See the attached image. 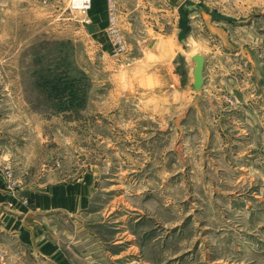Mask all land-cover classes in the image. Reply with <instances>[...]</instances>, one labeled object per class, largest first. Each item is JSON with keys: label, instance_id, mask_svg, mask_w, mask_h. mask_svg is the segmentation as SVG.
<instances>
[{"label": "rangeland", "instance_id": "obj_1", "mask_svg": "<svg viewBox=\"0 0 264 264\" xmlns=\"http://www.w3.org/2000/svg\"><path fill=\"white\" fill-rule=\"evenodd\" d=\"M0 174L92 187L0 264H264V0H0Z\"/></svg>", "mask_w": 264, "mask_h": 264}, {"label": "crops", "instance_id": "obj_2", "mask_svg": "<svg viewBox=\"0 0 264 264\" xmlns=\"http://www.w3.org/2000/svg\"><path fill=\"white\" fill-rule=\"evenodd\" d=\"M197 10V9H196ZM218 33V32H217ZM219 34V33H218ZM202 55V54H201ZM204 56V55H203ZM193 60V58H192ZM207 57H205L206 67ZM196 66V64H195ZM204 67V70H205ZM205 78V77H204ZM194 79V76H193ZM194 85V84H193ZM90 179L84 177L74 183L60 182L56 184H47L34 188H17L10 190L6 179L0 174V236L6 238L9 234L6 232L11 229V226H16L17 236L21 239L20 242L35 243L41 242L40 247L45 252L53 251L54 244L48 243L45 245L42 236L37 233L35 223L38 213L46 212H63L71 213L85 209L91 197L89 194L92 187L87 181ZM27 200L31 205L26 206L20 204V200ZM5 208L13 209L16 212L23 214L22 221L16 219H7ZM8 215V214H7ZM10 221V222H7ZM21 222L18 223V222ZM32 222V223H31ZM36 231V233H35ZM10 236V235H9ZM14 239L17 237L14 235ZM38 240V241H37ZM43 242V243H42ZM59 247L57 244L56 247Z\"/></svg>", "mask_w": 264, "mask_h": 264}, {"label": "water", "instance_id": "obj_3", "mask_svg": "<svg viewBox=\"0 0 264 264\" xmlns=\"http://www.w3.org/2000/svg\"><path fill=\"white\" fill-rule=\"evenodd\" d=\"M190 11H195L197 8L195 6H186ZM193 61L196 66L194 68V89L197 93L202 90L204 85V67H205V58L202 55H196L193 57Z\"/></svg>", "mask_w": 264, "mask_h": 264}, {"label": "bare ground", "instance_id": "obj_4", "mask_svg": "<svg viewBox=\"0 0 264 264\" xmlns=\"http://www.w3.org/2000/svg\"><path fill=\"white\" fill-rule=\"evenodd\" d=\"M196 55H200V54L194 52V53H191V54H190V57L193 58V57H195ZM202 56H203V55H202Z\"/></svg>", "mask_w": 264, "mask_h": 264}, {"label": "built area", "instance_id": "obj_5", "mask_svg": "<svg viewBox=\"0 0 264 264\" xmlns=\"http://www.w3.org/2000/svg\"><path fill=\"white\" fill-rule=\"evenodd\" d=\"M82 4H83V5H84V4H88V2L85 1V2H82Z\"/></svg>", "mask_w": 264, "mask_h": 264}]
</instances>
